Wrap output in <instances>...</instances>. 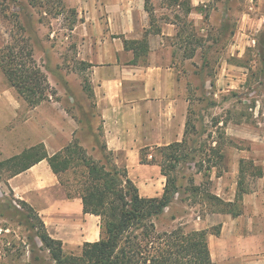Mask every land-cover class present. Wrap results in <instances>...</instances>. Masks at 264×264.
<instances>
[{
	"label": "crops",
	"instance_id": "0c3cea01",
	"mask_svg": "<svg viewBox=\"0 0 264 264\" xmlns=\"http://www.w3.org/2000/svg\"><path fill=\"white\" fill-rule=\"evenodd\" d=\"M63 1L76 14L71 32L78 57L91 64L88 77L106 146L116 163L127 168L140 196L161 197L166 176L158 162H142V152L152 158V150L182 141L190 108L188 87L176 66L179 26L166 16L171 8L151 0L152 20L146 0ZM190 1L189 17L197 25L203 18L197 7L204 0ZM144 37L149 47L145 52L136 48V57L126 41ZM53 104L45 100L30 107L0 72V156L11 158L38 144L52 156L69 144L78 122ZM225 127L228 138L238 144L229 141L228 168L218 174L215 168L216 195L236 203L242 159L261 166L263 175L246 173L249 191L234 206L238 214L217 209L188 221L195 230L208 231L213 264H264V128L231 120ZM4 183L34 208L66 253H81L85 243L101 239V217L85 212L81 197L68 196L47 159L14 172ZM169 207L166 212L172 211ZM0 264H6L1 249Z\"/></svg>",
	"mask_w": 264,
	"mask_h": 264
},
{
	"label": "rangeland",
	"instance_id": "374dc122",
	"mask_svg": "<svg viewBox=\"0 0 264 264\" xmlns=\"http://www.w3.org/2000/svg\"><path fill=\"white\" fill-rule=\"evenodd\" d=\"M184 1L157 3L171 8L167 18L182 30L176 40V66L189 91L192 123L188 143L191 146L195 140L198 153L195 160L178 168L179 192L170 205L172 211L166 212L167 207L155 219L160 232L178 227L195 230L189 219L196 214L205 216L220 206L211 197L216 195L214 171L216 168L218 174L228 168L229 141L238 144L228 138L227 122L264 128V0H204L197 7L203 16L197 25L186 12ZM149 4L152 7L151 0ZM76 20L73 9L63 0H0V41L1 45L11 43L13 36L20 46L32 49L50 83L47 102L76 119L74 137L94 159L106 162L102 121L94 99L85 90L89 67L81 63L78 42L71 32ZM213 148H219L223 159L211 152ZM151 153L161 159L157 148ZM210 154L212 160L206 162ZM111 156L116 161L115 155ZM11 158L0 156V249L6 264H55L35 236L37 228L30 226L36 224V216L4 183L18 169ZM81 173V169L71 170L60 178L66 190L69 184L77 187Z\"/></svg>",
	"mask_w": 264,
	"mask_h": 264
},
{
	"label": "trees",
	"instance_id": "16d2710c",
	"mask_svg": "<svg viewBox=\"0 0 264 264\" xmlns=\"http://www.w3.org/2000/svg\"><path fill=\"white\" fill-rule=\"evenodd\" d=\"M185 2H187L186 12L190 14L193 10L191 1ZM146 9L153 20V8L149 0H146ZM180 36H182L181 29L178 30L176 37L180 38ZM12 39L13 42L2 45L0 49V68L7 83L17 90L30 107H35L47 100L51 93L48 77L34 59L32 49L25 45L20 46L13 36ZM148 47L146 37L141 40L126 41V48L134 49L136 57V48L145 52ZM133 62L138 61L135 59ZM81 63L85 67L91 66L84 61ZM85 90L92 98L94 97L88 79ZM191 123L189 112L184 139L158 147L160 160L155 157L149 160L146 155L148 151L142 152V162H158L167 178L165 191L161 197L140 196L137 186L128 176L127 168L116 163L111 156L113 152L108 150L105 141L102 143V150L106 162L94 159L76 136L52 156L48 154L43 144H38L11 158L12 163L18 166L16 171L25 170L42 159L49 161L52 170L60 178L71 170L74 172L78 169L82 170V178L77 181V187L67 185V193L69 197L82 198L85 212L101 217V239L85 243L80 255L66 253L63 242L51 237L34 208L24 201L21 202L36 216V224L30 226L37 228L35 236L49 251L55 264H213L206 229L187 232L178 227L160 232L155 224V219L164 214L179 192L177 183L179 166L195 160L198 153L196 141L194 140L191 146L188 143L187 136ZM218 149L210 150L223 159L224 155ZM201 151L204 152V148ZM204 155L206 157V154ZM204 160L210 162L211 154ZM202 167L203 165L199 170H202ZM246 171L252 176L263 175L261 166L254 164L252 160L242 159L236 203L226 202L216 195H211L220 205L219 210L238 214L234 206L242 199L243 194L249 191L246 187ZM62 184L65 185L63 180Z\"/></svg>",
	"mask_w": 264,
	"mask_h": 264
}]
</instances>
